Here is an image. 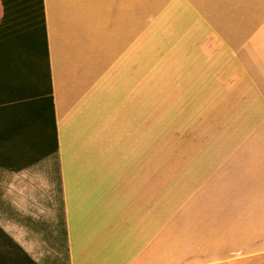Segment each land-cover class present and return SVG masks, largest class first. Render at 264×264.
I'll return each instance as SVG.
<instances>
[{"label":"crops","instance_id":"0c3cea01","mask_svg":"<svg viewBox=\"0 0 264 264\" xmlns=\"http://www.w3.org/2000/svg\"><path fill=\"white\" fill-rule=\"evenodd\" d=\"M43 5L57 150L40 156L37 120L23 132L0 70V254L226 264L264 253V0Z\"/></svg>","mask_w":264,"mask_h":264},{"label":"trees","instance_id":"16d2710c","mask_svg":"<svg viewBox=\"0 0 264 264\" xmlns=\"http://www.w3.org/2000/svg\"><path fill=\"white\" fill-rule=\"evenodd\" d=\"M0 70L7 72V102L21 101L22 128L37 120V137L40 156L57 150V132L54 119L53 96L49 73L48 50L43 0H0ZM30 50L34 63L29 70L20 67L23 59L21 48ZM26 56V55H25ZM44 69L46 80L42 77ZM17 85L14 92L13 86ZM21 88H20V87ZM28 123V124H27ZM14 127H5L6 139L12 137ZM18 132V127H17ZM51 138V145L47 137ZM13 244V243H12ZM0 264H24L14 255L0 254ZM34 264V263H33Z\"/></svg>","mask_w":264,"mask_h":264},{"label":"rangeland","instance_id":"374dc122","mask_svg":"<svg viewBox=\"0 0 264 264\" xmlns=\"http://www.w3.org/2000/svg\"><path fill=\"white\" fill-rule=\"evenodd\" d=\"M21 51L23 54V59L26 61L27 59V64H25L24 66H21L20 68L24 71L29 70L32 68V65L34 63V57L32 56L30 50H25L24 47L21 48ZM26 55V56H25ZM42 77L44 79V81L46 80L45 77V73H44V69L42 71ZM47 139L49 140V145H51V138L48 136ZM263 249H264V239H263ZM226 264H264V253L261 254H257L254 256H245L242 258H237V259H232L230 262L226 263Z\"/></svg>","mask_w":264,"mask_h":264}]
</instances>
